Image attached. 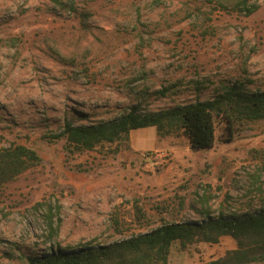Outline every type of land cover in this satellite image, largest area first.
I'll return each instance as SVG.
<instances>
[{
	"label": "rangeland",
	"instance_id": "rangeland-1",
	"mask_svg": "<svg viewBox=\"0 0 264 264\" xmlns=\"http://www.w3.org/2000/svg\"><path fill=\"white\" fill-rule=\"evenodd\" d=\"M241 1L0 0V147L39 156L0 187V264L264 206V118L231 132L217 118L204 150L153 126L132 130L115 153V144L70 152L47 138L65 119L106 121L136 103L155 111L239 83L264 91V0H246L250 13ZM234 247L229 236L174 243L168 263Z\"/></svg>",
	"mask_w": 264,
	"mask_h": 264
},
{
	"label": "trees",
	"instance_id": "trees-1",
	"mask_svg": "<svg viewBox=\"0 0 264 264\" xmlns=\"http://www.w3.org/2000/svg\"><path fill=\"white\" fill-rule=\"evenodd\" d=\"M241 2L247 13L254 10L246 0ZM217 118L223 121L229 132L239 120L263 119L264 91H247L239 83L224 87L223 92L214 98L155 111L136 103L106 121L75 124L65 119L60 130L47 138H63L70 152L92 150L104 145L109 148L115 144L110 149L115 153L122 144L128 147L132 130L153 126L159 138L182 134L192 149L204 150L214 145ZM38 161L37 152L24 144L0 147V187L15 180ZM135 208L140 211L138 206ZM203 214L205 216L201 221H165L148 231L106 244H86L23 255V264H169L168 257L174 243L186 249L200 242L218 243L224 236L231 237L235 247L221 257L198 264L264 263V206L242 213ZM51 221L49 219L50 225Z\"/></svg>",
	"mask_w": 264,
	"mask_h": 264
}]
</instances>
